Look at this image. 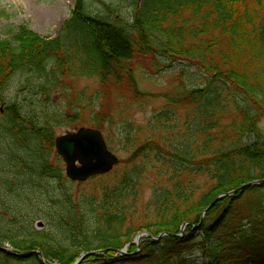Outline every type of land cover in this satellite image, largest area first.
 I'll return each mask as SVG.
<instances>
[{
	"label": "trees",
	"instance_id": "trees-1",
	"mask_svg": "<svg viewBox=\"0 0 264 264\" xmlns=\"http://www.w3.org/2000/svg\"><path fill=\"white\" fill-rule=\"evenodd\" d=\"M92 1L100 6L76 0L55 38L20 25L0 39V101L5 102L2 96L11 79L22 71L39 80L35 87L44 102L49 85L57 86L66 74L96 77L103 85H127L140 98L151 96L140 90L134 75L132 62L138 55H152L158 62L179 57L198 68L202 84H183L169 105L153 114V120L173 133L165 141L166 152L162 149L166 155L150 138L131 156L134 161L154 152L157 161L169 166V184L155 187L148 204L153 209L141 225L155 235L167 234L160 246L147 244L145 256L137 246L119 255L141 229L131 227L128 211L140 195L142 166L121 172L115 168L90 178L87 182H97L93 190L75 191V185L87 182L66 176L50 123L24 113L18 102L6 101L5 112L0 110V245L11 242L15 252L0 248V264H51L52 259L74 264L82 253L102 250L81 264L136 262L142 257L155 264H190L187 254L199 246L205 264H264L259 253L264 250V194L250 207L238 204L246 193L264 189V182L219 199L203 214L220 194L264 179V0ZM123 2H129L128 12H123ZM180 107L193 108L185 119V133L178 123ZM91 127L103 129L100 124ZM202 178L206 181L201 184ZM44 180L59 187L54 193L41 190ZM22 187L40 190L55 212L18 210L20 201L13 197L20 196ZM40 218L53 224L62 238L50 228L37 230ZM185 222L190 224L179 235ZM196 228L202 233L200 244ZM213 237L216 241L206 245Z\"/></svg>",
	"mask_w": 264,
	"mask_h": 264
},
{
	"label": "rangeland",
	"instance_id": "rangeland-1",
	"mask_svg": "<svg viewBox=\"0 0 264 264\" xmlns=\"http://www.w3.org/2000/svg\"><path fill=\"white\" fill-rule=\"evenodd\" d=\"M75 1L0 0V39L9 37L11 28L20 25H27L31 30L44 37H57L62 31L64 22L71 16ZM138 1L142 2L143 0ZM90 3H93L94 6L100 4L92 0H90ZM101 8L103 9V6ZM122 9L123 12H128L130 9L129 2H123ZM161 60L162 62H158L152 55H138L132 62L134 75L140 90L151 96L140 98L127 85L114 86L112 82L103 85L96 77L69 76L66 74L59 78L57 86L49 85L51 87L49 99L45 97V101L42 102L40 99L44 97L40 93L38 94L35 87L39 80L27 71H22L11 79L8 88L2 96L5 102L0 101V110L6 106V101L8 103L18 102L23 106L24 113L32 114L36 118H42L44 123L49 122L50 124L47 127L52 128L55 136L76 130L81 126L89 127L94 124H100L103 127L101 130L110 148L121 159L116 168L121 172L138 164L144 170L142 180L139 183V198L136 204L128 211L129 219L132 218L134 221V225L131 227L135 229L142 227L144 218L153 209V207L148 208V204L153 196L155 187L161 184H169L166 175L167 170L169 171V166L157 161L154 152L148 153V155L152 156L150 158L144 155L134 161L131 160V156L141 144L150 140V138L158 143L161 147L160 152L166 155L165 141L173 133L167 132V126L153 120V114L168 106L171 96L178 93L182 89L183 84L192 87L199 83L202 84L204 80L202 72L182 58H161ZM192 111L193 108L191 107H180L177 110L179 128H182L183 133H185V119ZM4 112V109L1 110V114ZM97 116L99 120H96ZM230 120L229 118L223 120V122L228 123ZM126 122H129V125H126ZM260 127L264 133V118L260 122ZM125 130L131 133L126 135ZM54 149L57 153L56 148ZM63 166L65 167L64 164ZM202 181H206V179L202 178L201 184ZM96 183L89 181L81 187L75 185L74 189L75 191H90L95 188ZM56 187H59L57 182L44 180L42 181L41 190H48L50 193H54V188ZM18 190H21L20 196L13 197L14 200L20 201L18 210L27 212L26 210L30 208L32 209L31 212L40 215L55 212L56 209L53 202H50L40 190L37 192L30 191L28 187H22ZM260 194H264V189L258 192L246 193L238 204L250 207L258 201ZM6 198L9 200L12 196L8 195ZM262 202H264V198ZM74 203H77V201H74ZM18 210L15 207V214ZM52 226L53 224L44 218H40L35 222L37 230L43 231L50 228L56 238H62V233ZM143 231L148 230L141 228L136 231L132 241H135L136 236ZM148 232L155 235L151 231ZM145 238L140 244L129 246L128 243L121 250L127 251L130 247L137 246V251L142 256H145L144 248L147 244H157V247L162 244L161 239L156 238L157 240L149 242L150 236ZM195 238H197L198 244L203 239L201 230L198 228L195 229ZM215 241V237L209 238L206 241V245L210 246ZM260 241L264 242V240ZM0 247L15 250L13 244L8 241H2ZM200 247H194L191 249L192 251L188 252L187 260L190 264H205L206 258ZM259 253L264 258V250ZM154 256V258H158L159 254ZM155 262L148 261L147 257H142L136 262L122 261L118 264H155ZM51 263L59 262L56 259H52ZM84 264L105 263L103 261H88Z\"/></svg>",
	"mask_w": 264,
	"mask_h": 264
},
{
	"label": "water",
	"instance_id": "water-1",
	"mask_svg": "<svg viewBox=\"0 0 264 264\" xmlns=\"http://www.w3.org/2000/svg\"><path fill=\"white\" fill-rule=\"evenodd\" d=\"M55 147L57 153L62 157L65 164L66 176L76 182H84L93 176L106 174L111 172L116 165L119 164L120 158L108 146L104 134L101 130L92 127H80L77 130L69 131L62 135H58L55 139ZM264 182V179L248 182L235 190L219 195L214 202L208 205L204 210V214L212 205L219 199L232 195L238 191L245 190L247 187L259 185ZM181 226L184 231L186 225ZM146 236H152L149 232L144 231L137 235L136 241L131 244H139ZM158 238V237H157ZM8 252L14 253L12 250L2 248ZM104 251H92L83 253L75 264H79L82 260L90 255H94ZM121 255L126 254L125 250H120ZM43 256V253L40 252ZM29 255V254H23ZM59 264V263H52Z\"/></svg>",
	"mask_w": 264,
	"mask_h": 264
}]
</instances>
